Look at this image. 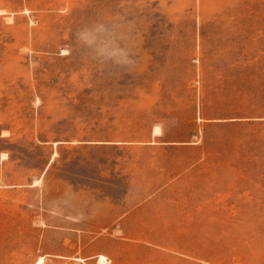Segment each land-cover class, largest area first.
<instances>
[{
    "label": "rangeland",
    "instance_id": "rangeland-1",
    "mask_svg": "<svg viewBox=\"0 0 264 264\" xmlns=\"http://www.w3.org/2000/svg\"><path fill=\"white\" fill-rule=\"evenodd\" d=\"M0 264H264V0H0Z\"/></svg>",
    "mask_w": 264,
    "mask_h": 264
},
{
    "label": "clouds",
    "instance_id": "clouds-1",
    "mask_svg": "<svg viewBox=\"0 0 264 264\" xmlns=\"http://www.w3.org/2000/svg\"><path fill=\"white\" fill-rule=\"evenodd\" d=\"M118 63H131L130 53L128 50H121V57L117 60Z\"/></svg>",
    "mask_w": 264,
    "mask_h": 264
}]
</instances>
